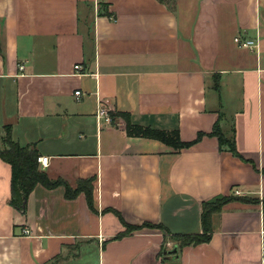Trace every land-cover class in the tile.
I'll list each match as a JSON object with an SVG mask.
<instances>
[{
    "label": "crops",
    "instance_id": "crops-1",
    "mask_svg": "<svg viewBox=\"0 0 264 264\" xmlns=\"http://www.w3.org/2000/svg\"><path fill=\"white\" fill-rule=\"evenodd\" d=\"M122 115L185 143L222 117L252 163L215 137L129 136ZM7 127L50 180L93 179L94 210L38 185L18 211L0 159V264H264V0H0V139ZM231 195L259 202L225 205L209 243L166 241L202 234L203 204ZM113 211L143 228L121 236Z\"/></svg>",
    "mask_w": 264,
    "mask_h": 264
},
{
    "label": "trees",
    "instance_id": "trees-1",
    "mask_svg": "<svg viewBox=\"0 0 264 264\" xmlns=\"http://www.w3.org/2000/svg\"><path fill=\"white\" fill-rule=\"evenodd\" d=\"M218 88V86H216ZM117 115L112 116V118ZM126 118L127 122V133L132 137H143V138H153L166 143L169 146L177 150L189 148L194 144L200 142L205 136L215 137L219 142V147L221 151H228L239 159L252 163L250 160H246L236 148L235 138H229L223 132L220 117L219 121L214 125L212 132L210 134L200 133L198 137L192 142H182L178 131L175 132H165V131H155L149 128H143L139 126H133L126 115H122ZM113 118V119H114ZM234 133V130H233ZM0 159L9 164L12 168V200L11 204L20 212L25 210V202L33 190L38 186L42 185L49 190L56 189L59 186H64L66 190V197L68 199H74L80 194H84L87 198L89 207L93 209V179L81 180L78 182L76 188L70 187L63 180L52 181L49 179L47 173L40 169L38 158L40 157L38 151L31 146L21 147L17 143L13 142L11 137V129L6 128V137L0 139ZM231 195L229 197L221 196L213 201L206 202L203 204L202 212V225L203 233L195 235H171L172 239L175 240V245L177 246V253L189 246H198L201 244L209 243L212 239L213 234V216L222 212L225 205L234 201L241 200L243 202H255L258 200H247L245 198H239ZM263 211H264V200L262 201ZM119 216L126 231L123 235L125 236L134 230H140L143 227H134L128 225L124 222L122 216L113 211ZM144 227H154L158 229H164L162 226L145 224ZM168 232V231H167ZM167 241V238H166Z\"/></svg>",
    "mask_w": 264,
    "mask_h": 264
},
{
    "label": "built area",
    "instance_id": "built-area-1",
    "mask_svg": "<svg viewBox=\"0 0 264 264\" xmlns=\"http://www.w3.org/2000/svg\"><path fill=\"white\" fill-rule=\"evenodd\" d=\"M236 43L239 46L243 47V48L254 49V48L257 47V43L255 41L242 39L241 37H238L236 39ZM79 68H80V66H76L75 67L76 70H78ZM21 69H23V67ZM80 95H81L80 92H76V97H79ZM97 118L100 121H103L105 123V125H112L113 124L112 114H111L110 110H108L106 108L102 107V108H100L98 110ZM38 163H39L40 169L44 171L49 166V158H47V157H39L38 158ZM237 194H240V193L237 192ZM24 234L26 236H30L31 235L29 230H25Z\"/></svg>",
    "mask_w": 264,
    "mask_h": 264
},
{
    "label": "rangeland",
    "instance_id": "rangeland-1",
    "mask_svg": "<svg viewBox=\"0 0 264 264\" xmlns=\"http://www.w3.org/2000/svg\"><path fill=\"white\" fill-rule=\"evenodd\" d=\"M160 230H162V229H160ZM166 238H167V241H171L172 243L175 244V240H173L172 237H171V235H168V233L166 234Z\"/></svg>",
    "mask_w": 264,
    "mask_h": 264
}]
</instances>
